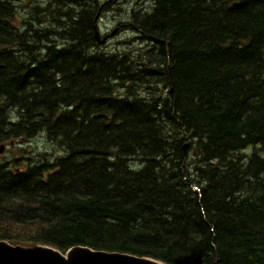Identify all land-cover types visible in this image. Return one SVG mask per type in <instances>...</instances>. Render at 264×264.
Segmentation results:
<instances>
[{"label":"trees","instance_id":"1","mask_svg":"<svg viewBox=\"0 0 264 264\" xmlns=\"http://www.w3.org/2000/svg\"><path fill=\"white\" fill-rule=\"evenodd\" d=\"M47 2L0 0V145L64 150L0 160V240L264 264V0H154L115 51L99 0Z\"/></svg>","mask_w":264,"mask_h":264},{"label":"rangeland","instance_id":"2","mask_svg":"<svg viewBox=\"0 0 264 264\" xmlns=\"http://www.w3.org/2000/svg\"><path fill=\"white\" fill-rule=\"evenodd\" d=\"M47 1L48 0H15L13 2L18 7L17 15L19 16V18L25 19V17L31 16L33 14L31 13L32 7L36 6L39 2L42 3L41 6H45L47 4ZM99 1H100V6H104L105 4H108V7L112 8V10L110 11H105L102 16L98 15V20L100 19V17H103V19L100 20V27H99L100 30L102 32L108 31L107 34H110L108 38L109 41L108 44L103 45L101 47L109 51H115V50L128 49V47L133 45H139L141 43V40L138 39V34L130 29H127L123 25H120L121 23L124 24V21L126 20L127 17L126 16L127 13L122 12V8H126L127 4L125 3L127 1H132V0H114V1L99 0ZM118 1L122 2V4L119 3ZM141 1H146V6L150 7L154 0H133V6L134 5L139 6L137 3ZM141 5L143 8H145L144 3H141ZM31 23L34 25L33 27L35 28H45L47 25L56 27L54 22H52L51 20H48L46 22V19H44V21L40 23L39 21H37L36 18H33ZM59 149L61 148H59L47 136H41L38 139L30 140V141L24 139H19V140L17 139L15 141H10L7 143L6 152L0 156V159L4 161L19 157L20 158L25 157L26 159L30 158L31 161L35 163L43 162L46 160L52 161L55 160L57 157L61 156L58 151ZM252 150L253 149L250 148L246 150L244 153L251 154ZM131 162L137 164L142 163V161H140V158L138 157L133 158ZM25 163L30 164V161L25 160ZM133 163L132 165H134Z\"/></svg>","mask_w":264,"mask_h":264},{"label":"water","instance_id":"3","mask_svg":"<svg viewBox=\"0 0 264 264\" xmlns=\"http://www.w3.org/2000/svg\"><path fill=\"white\" fill-rule=\"evenodd\" d=\"M103 42V41H102ZM3 147H0V153ZM0 264H164L149 257L134 254L96 250L86 246H74L67 254L49 247L36 245L24 247L0 240ZM195 264H204L201 255Z\"/></svg>","mask_w":264,"mask_h":264}]
</instances>
